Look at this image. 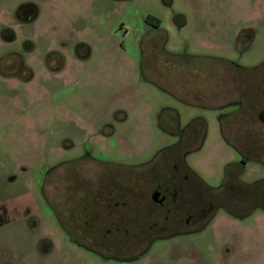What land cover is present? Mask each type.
Returning a JSON list of instances; mask_svg holds the SVG:
<instances>
[{"label": "rangeland", "instance_id": "obj_1", "mask_svg": "<svg viewBox=\"0 0 264 264\" xmlns=\"http://www.w3.org/2000/svg\"><path fill=\"white\" fill-rule=\"evenodd\" d=\"M19 58L30 80L0 75V264H264L251 215L229 223L218 208L202 229L163 236L205 223L184 224L227 167L264 179V0H0L1 73L26 76ZM216 99L247 104L230 125L251 144L223 138L234 106ZM89 182H133L117 220L98 200L79 211ZM158 185L181 189L168 218L151 199Z\"/></svg>", "mask_w": 264, "mask_h": 264}, {"label": "trees", "instance_id": "obj_2", "mask_svg": "<svg viewBox=\"0 0 264 264\" xmlns=\"http://www.w3.org/2000/svg\"><path fill=\"white\" fill-rule=\"evenodd\" d=\"M148 18L155 21L154 23L155 28H159L160 21L158 19L150 16ZM20 67L22 69L26 68V67L24 68L23 64L21 63V60H20ZM26 69L28 70V73L24 77H20L16 75L15 76L6 75V74L4 75L3 73H1V71H0V75H2L5 78H20L24 81H28L32 78V73L30 69L28 68ZM59 69H56L57 71L56 70L55 71L58 72ZM157 86H159L162 89L160 85ZM257 119L259 120V122H261L264 125V95H263V104L257 113ZM199 123L200 121H198V119L197 121L194 120L190 125L191 128L189 131L198 134L196 131H194V129H196V126ZM185 133L188 135V132ZM185 139H186L185 134H183L180 138L179 143L176 146L178 152L182 151L184 153H188V150L185 149V145H184ZM238 152L242 155V157L245 160L248 159L249 154L247 152H241V151ZM242 164L243 163H239L227 167L223 182L219 188L214 189L203 184L202 186L203 201L210 208V211L205 215V218L207 219L200 228L196 230H189L183 232L180 231L177 232L171 230L165 233V235L163 236L174 235L177 233H190L202 229L211 219L214 211L218 208L222 209L229 217L233 219L246 218L252 215L257 210L264 212V179L258 180L250 184L239 181L238 177L242 170ZM124 185L126 186V190L128 191L131 190L130 185H126V184ZM0 211H1L0 225H3L7 222L8 219L6 217V210L4 208H1Z\"/></svg>", "mask_w": 264, "mask_h": 264}, {"label": "flooded vegetation", "instance_id": "obj_3", "mask_svg": "<svg viewBox=\"0 0 264 264\" xmlns=\"http://www.w3.org/2000/svg\"><path fill=\"white\" fill-rule=\"evenodd\" d=\"M19 60H21V63L23 64V61H22V59L21 58H19ZM24 66V65H23ZM25 67V66H24ZM27 68V67H26ZM176 166V165H175ZM100 181V180H99ZM84 182H85V180H84ZM133 182H134V176H133ZM133 182H132V184L130 185V186H132L131 187V190H133V188H134V184H133ZM124 185V184H123ZM123 185H121V184H116L115 185V187H114V189L113 190H106V189H104V190H102L101 191V189L100 190H98V192H96V190L93 188V187H90L91 186V184H90V182L88 183V185H86V183H84V189H85V192H83V194H84V199L82 200V205L81 206H78V207H80L81 209L79 210V209H77V210H79V211H83V213H84V210L86 211V214H87V212L89 211L88 210V206H90L91 207V205H89V201L90 202H93L94 200L96 201V200H98L99 202H100V204H102V207L106 210V212L107 213H109V215L110 216H108L107 215V213L105 214V219H110L112 222L113 221H115V220H117V217H116V215H118V213H119V206L120 207H124L125 205H126V203L123 201V198H124V195H123ZM100 187H103L102 186V184H101V182H100V185H99ZM86 187H90V188H86ZM157 189H159V190H162L163 191V195L161 194V192L160 191H154V193L152 194V197H151V199H152V201L154 202V203H156V204H158L160 207H162L163 206V204L166 202V203H168V207L165 209V212H166V214H167V218H168V214H170L171 213V211H172V209H178V208H180L181 207V203H183V202H178V194H179V191L181 190L180 188H177L176 187V185H168V186H165V187H163L162 188V186H160V185H158L157 186ZM128 191V190H127ZM133 192H134V190H133ZM96 194H99V195H96ZM154 194H158V197H157V201H154L153 200V195ZM92 196V197H91ZM91 197V198H90ZM97 197H99V198H97ZM81 204V203H80ZM88 204V205H87ZM204 207H203V209L201 208V209H199V210H197V213H196V215H193V216H190L188 219H186V221L184 222V224H186V225H188L189 223H191V221L194 219V218H196V220H200V219H202L207 213L205 212V210L206 211H210V208L205 204V205H203ZM77 207V208H78ZM75 209V208H74ZM89 213H90V211H89ZM88 213V214H89ZM112 214H114V215H112ZM75 218V217H74ZM166 218V219H167ZM86 223V222H85ZM84 225V224H83ZM84 227H85V225H84ZM150 229H152V227L150 228ZM168 230V229H167ZM170 230V229H169ZM174 231H176L175 229H173ZM171 231V230H170ZM84 233V238L88 241V235H90V234H92V232L91 231H84L83 232ZM111 233V231L110 230H108L107 231V233H106V235H105V237L106 238H108L109 236L108 235H110V237L111 238H119L118 237V235L121 233V232H119V229L118 228H115V230H114V232H112V234H110ZM125 233H127V232H125ZM157 237H160V236H157ZM155 238V237H154ZM92 240V239H91ZM104 239H102V241H103ZM79 245H82V246H84L85 248H88L89 249V247L91 246V245H89V244H81V243H79L77 240H75ZM96 243L98 242V243H100L99 241H95ZM106 241L104 240V243H102L101 245H103V246H108V248L111 250L112 249V247L110 246V245H108L107 243H105ZM136 243V242H135ZM114 247H116V246H114ZM97 253H99V252H97Z\"/></svg>", "mask_w": 264, "mask_h": 264}, {"label": "crops", "instance_id": "obj_4", "mask_svg": "<svg viewBox=\"0 0 264 264\" xmlns=\"http://www.w3.org/2000/svg\"><path fill=\"white\" fill-rule=\"evenodd\" d=\"M239 68L240 69L242 68L243 71L248 72L247 71L248 68H246V67H239ZM210 74L213 76V72L212 71H211ZM219 79L220 78H218V76H216V79L214 81H212V83H211V90L212 91L215 90L214 91V94H217V90H218L217 87L219 86ZM174 97L177 98V99H179L180 101H184V103L189 104V105H193L194 103L197 104L196 102L187 101V98H184L185 96H183V95H174ZM216 98H217V96H216ZM213 103H215V104L212 105V106H216V107H219V108H222L223 106H227V105H233L234 106V108H232L231 113L228 115V117H229L228 120L227 121H225L223 119L220 120V127H221V133H222L223 138L226 139V141L228 143H230V144L235 143V142H233V139H232L233 137H235V138H237L239 140V141H236V143L237 142H240V139L241 138H245L244 139V143H248V144L250 143L251 144V142L249 141V139L248 140L246 139V138H249L250 137L249 135H247L246 133L238 134L237 131H233L232 130L233 125H230V123L236 117L243 118L245 116H248L247 115L248 114L247 113L248 112V109H246V105L247 104H244L243 101H236V100L235 101H229L227 103L220 104L219 103V99L214 100ZM199 105L205 106L204 104H199ZM261 106L256 109V113H255L256 119H257V113H258L259 109L261 108ZM256 121H257V123L262 128H264V125L261 122H259L258 119ZM233 145H235V144H233ZM236 148L238 149V151L245 152L240 147H237L236 146ZM253 161H255V160H253ZM257 163L261 164L260 162H257ZM222 218H224L229 223H235V222H237L234 219H230V218H227L226 219L225 217H222ZM249 218H252V221L253 222H257L260 225V227H259V229L257 231H259V234H260V237H261L260 238V252H261L262 263H263L264 262V212H262V211H255ZM214 222H215V220L212 221V224H214ZM217 235L219 236L220 234H217Z\"/></svg>", "mask_w": 264, "mask_h": 264}, {"label": "water", "instance_id": "obj_5", "mask_svg": "<svg viewBox=\"0 0 264 264\" xmlns=\"http://www.w3.org/2000/svg\"><path fill=\"white\" fill-rule=\"evenodd\" d=\"M157 197H158V194H154V195H153V200H154V201H157Z\"/></svg>", "mask_w": 264, "mask_h": 264}]
</instances>
